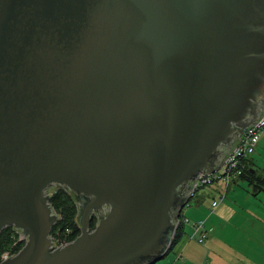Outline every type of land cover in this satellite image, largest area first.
Listing matches in <instances>:
<instances>
[{
	"label": "water",
	"instance_id": "95a60500",
	"mask_svg": "<svg viewBox=\"0 0 264 264\" xmlns=\"http://www.w3.org/2000/svg\"><path fill=\"white\" fill-rule=\"evenodd\" d=\"M263 114L264 0H0V232L26 237L0 264H164ZM53 185L81 228L60 247Z\"/></svg>",
	"mask_w": 264,
	"mask_h": 264
},
{
	"label": "crops",
	"instance_id": "0c3cea01",
	"mask_svg": "<svg viewBox=\"0 0 264 264\" xmlns=\"http://www.w3.org/2000/svg\"><path fill=\"white\" fill-rule=\"evenodd\" d=\"M247 164L249 167H255L258 170V173L264 174V133L262 134L261 140L256 148L255 153L248 158ZM219 167L220 165H218L213 170H216ZM218 170H220V168ZM241 182L244 181L237 179L233 184L230 185V187L226 191V196L223 197L215 210L211 209V204L214 200L219 199L220 195H222L221 183H215L211 186L208 185L209 187L204 186L199 188L201 190H205L204 194L201 197H198V193L195 194L194 197L190 196V201L186 205L187 213L189 216L192 215L194 218H192V220L189 218V220L187 218V215L184 213V219L186 218L185 222L188 223L187 220H189L190 223L189 225H186V229L188 232L184 233V236L182 237L180 243L171 252V254L173 255L175 253V257H177L178 259L180 258L182 264H191V260L193 258H197L198 264H233V261L231 259L218 252V247L222 242L232 241L236 237V230L227 231L231 215L234 219H232V223L235 222L238 224V222L241 221L242 224H246L256 229V236L260 238L264 237V214L260 212L259 215L257 214L256 209L262 210V208L261 206L255 204V200L263 199L260 195L263 191L257 195H253V193L249 192L250 197L247 198L246 203H242V205H239L238 203H236L238 201V198L234 196V193H236L237 190L234 188L240 187ZM231 187L233 188L230 189ZM250 189L251 188L249 186V191ZM214 190L218 191L219 195H217ZM235 203L238 204L239 211L237 209L234 210ZM229 212L232 214H230ZM238 213L241 214L242 217L237 218L235 214ZM256 215L258 216V218ZM245 216H249V218H245ZM201 218H207V224L212 225L214 227V230L216 229L214 234V231L209 234V239L207 238L208 240L205 241L202 246L199 245L201 243H199L194 236L193 226L194 222ZM218 230L219 233H217ZM178 254L179 256H177ZM239 261L242 262L243 258L237 260V262ZM177 263L178 261L175 262V264Z\"/></svg>",
	"mask_w": 264,
	"mask_h": 264
},
{
	"label": "rangeland",
	"instance_id": "374dc122",
	"mask_svg": "<svg viewBox=\"0 0 264 264\" xmlns=\"http://www.w3.org/2000/svg\"><path fill=\"white\" fill-rule=\"evenodd\" d=\"M247 127V126H246ZM234 149V148H233ZM231 152H229V154L227 155V157L230 155ZM226 157V158H227ZM225 158V159H226ZM225 159L219 164L220 165V171L222 170L221 167H223V164H224V161ZM218 168V169H219ZM216 169V170H218ZM216 170H211L209 172H200V174L202 173H206V174H213ZM217 172V171H216ZM215 172V173H216ZM198 175V176H199ZM241 180V178H240ZM241 181H244V182H241V186L240 187H236L234 189L237 190L236 193H234V196L236 198H238V201L236 203H238L239 205H242V203H246L247 201V198L250 197L249 195V185H248V182L245 181V180H241ZM233 184V183H231ZM59 185H53L49 188H47V191H50L51 194L53 193V191H56L55 189L58 187ZM209 187V186H208ZM230 187V186H229ZM228 187V188H229ZM233 187H231L230 189H232ZM233 189V190H234ZM205 190H201V189H197L195 194L198 193V197H201L203 194H204ZM214 192L219 195V192L218 191H215ZM231 193V191H230ZM263 198L261 200H255V204L261 206L262 210L261 209H256V212L257 214L259 215L260 213L264 214V192H262L260 194ZM190 201V200H189ZM189 203V202H188ZM210 203V202H209ZM235 203V207H234V210H238V204ZM184 211V212H183ZM182 211V214L183 215V218H184V213L187 215V218L191 219L194 218L192 215H188L187 213V207L185 206L184 210ZM239 211V210H238ZM260 212V213H259ZM230 213V212H229ZM227 214V212H226ZM232 214V213H230ZM237 218H240L242 217L241 214H235ZM62 216V215H61ZM253 216V215H252ZM257 216V215H256ZM182 217H180L181 219ZM245 218H249V216H245ZM258 218V216H257ZM186 219V218H185ZM189 219V220H190ZM232 215L229 219V224H228V229L227 231H235L236 230V237L232 240V241H229V242H222L219 247H218V252H220L222 255L226 256L227 258L231 259L233 261V264H264V237L260 238L258 236L255 235L256 233V229L246 225V224H242L241 221L237 223L233 222L232 223ZM189 220L188 223L185 222V232H188L187 229H186V225H189ZM234 220V219H233ZM94 223L92 224V226L96 225L95 222L97 223L98 221V216L96 214V211L94 212V217H93V220H92ZM181 221V220H180ZM91 226V228H92ZM95 227V226H94ZM93 227V228H94ZM17 232V240L19 242H17L16 244L13 243L12 246L8 249H6L0 259L7 253V252H11L14 254L15 250L16 249V246L20 245L23 243V241H20V237H24L22 236V231H18L17 228H14ZM178 230V228H177ZM176 230V231H177ZM216 229L214 230L213 234L215 233ZM261 232V231H260ZM212 233V232H211ZM217 233H219V230L217 231ZM259 233V232H258ZM63 234V232H62ZM260 234V233H259ZM209 236V235H208ZM208 238V237H207ZM205 239V241H207L208 239ZM197 240V239H196ZM198 241V240H197ZM204 241V242H205ZM21 242V243H20ZM26 242V240H24V243ZM199 242V241H198ZM204 242H199L201 244H199L200 246H202V244ZM247 249V251H246ZM12 254V255H13ZM179 256V254L177 255ZM195 257V256H194ZM240 258H243V261H239L237 262L238 259ZM246 259V260H245ZM178 261L177 264H182V261L180 260V258L178 259L177 257H175V253L174 255L173 254H169V257L167 259V261L164 263V264H175V262ZM191 264H198V260L197 258H193L191 260ZM202 264V263H201Z\"/></svg>",
	"mask_w": 264,
	"mask_h": 264
},
{
	"label": "built area",
	"instance_id": "2783aa9c",
	"mask_svg": "<svg viewBox=\"0 0 264 264\" xmlns=\"http://www.w3.org/2000/svg\"><path fill=\"white\" fill-rule=\"evenodd\" d=\"M264 133V114L261 118L253 124L248 125L243 129L239 136V142L236 144L234 149L231 151L230 155L225 159L221 171L218 170L213 174H200L194 186L190 192V196H193L197 189L213 185L215 183H221V193L220 198L214 200L211 204V209L215 210L223 197L226 196V191L231 183H234L237 179H240L244 175L247 168L248 158L253 155L256 148L261 140L262 134ZM54 192V191H53ZM51 195V194H50ZM54 209V208H53ZM54 211H56L54 209ZM57 212V211H56ZM207 218H201L194 222V236L199 242H204L208 235L214 231L212 225L207 224ZM72 231L67 229V232L62 234L61 231H57L51 236L58 241V247L63 243L67 244L71 239ZM20 241L26 240V237H20ZM74 240V239H73ZM17 241L15 242V244ZM13 253L7 252L1 260L10 257ZM0 260V261H1Z\"/></svg>",
	"mask_w": 264,
	"mask_h": 264
},
{
	"label": "trees",
	"instance_id": "16d2710c",
	"mask_svg": "<svg viewBox=\"0 0 264 264\" xmlns=\"http://www.w3.org/2000/svg\"><path fill=\"white\" fill-rule=\"evenodd\" d=\"M241 180H245L248 182V185L251 188L250 191L251 193H253V195H257L262 191L264 192V174L258 173V170L255 167H249L247 165L244 175L241 176ZM55 190L56 191L51 194L50 202L53 208L62 216L53 227L51 233L54 234L59 230L65 234L67 232V229H71V239H75L81 233L80 224H77L74 220V216L77 212V205L74 202L70 192H68L65 188L58 186ZM194 196L195 194L193 195V197ZM181 217L182 218L178 226V230L176 231L171 252L180 243L185 233L186 220L183 218V215H181ZM93 223L94 222L92 221L91 226ZM94 226H92V228ZM17 236V232L13 226H7L0 232V257L6 249L12 246L13 243H15L16 241L19 242L17 240ZM24 244L25 243L23 241L22 244L16 246V249H14V253L21 249Z\"/></svg>",
	"mask_w": 264,
	"mask_h": 264
}]
</instances>
